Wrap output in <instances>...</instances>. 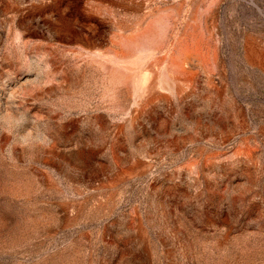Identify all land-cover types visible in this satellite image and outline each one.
I'll return each mask as SVG.
<instances>
[{
    "label": "rangeland",
    "instance_id": "rangeland-1",
    "mask_svg": "<svg viewBox=\"0 0 264 264\" xmlns=\"http://www.w3.org/2000/svg\"><path fill=\"white\" fill-rule=\"evenodd\" d=\"M0 264H264V0H0Z\"/></svg>",
    "mask_w": 264,
    "mask_h": 264
}]
</instances>
